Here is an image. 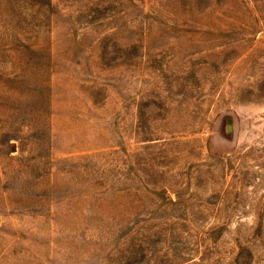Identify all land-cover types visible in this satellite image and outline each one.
I'll return each mask as SVG.
<instances>
[{
	"label": "rangeland",
	"instance_id": "rangeland-1",
	"mask_svg": "<svg viewBox=\"0 0 264 264\" xmlns=\"http://www.w3.org/2000/svg\"><path fill=\"white\" fill-rule=\"evenodd\" d=\"M0 264H264V0H0Z\"/></svg>",
	"mask_w": 264,
	"mask_h": 264
}]
</instances>
